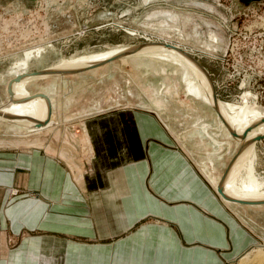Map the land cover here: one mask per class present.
Wrapping results in <instances>:
<instances>
[{"label": "crops", "instance_id": "crops-1", "mask_svg": "<svg viewBox=\"0 0 264 264\" xmlns=\"http://www.w3.org/2000/svg\"><path fill=\"white\" fill-rule=\"evenodd\" d=\"M157 113L122 107L41 140L0 138V264H231L256 247Z\"/></svg>", "mask_w": 264, "mask_h": 264}, {"label": "rangeland", "instance_id": "rangeland-1", "mask_svg": "<svg viewBox=\"0 0 264 264\" xmlns=\"http://www.w3.org/2000/svg\"><path fill=\"white\" fill-rule=\"evenodd\" d=\"M247 8L240 7L239 0H0V105L11 100L9 85L13 90L17 82L14 87L11 83L20 75L40 73L63 58L113 46L168 42L187 47L209 70L220 100L241 102L245 92H254L256 105L263 107L259 110L264 114V54L256 52L261 48L264 52V26L258 24L264 25V1ZM169 21L180 25L181 32L170 31ZM210 32L218 38L213 52L196 43L192 35L198 34L203 43L213 42ZM38 48H43L41 56L33 58L25 70L17 71L16 62ZM161 66L174 73L159 74L156 70ZM60 76L28 83L33 110L23 120L40 118L43 111L59 124L36 131L37 126L25 129L13 117H0V138L25 143L53 128L80 126L81 118L101 111L147 108L163 115L177 142L191 151L211 184L212 179L225 176L250 131L242 119L224 118L230 125L223 122L216 110L186 93L180 68L150 56L118 58ZM23 134L29 137L22 139ZM256 149L257 173L264 178V138ZM229 205L260 236L256 247L231 264H264V205L252 207L239 200L229 201ZM258 252L262 258L256 257Z\"/></svg>", "mask_w": 264, "mask_h": 264}, {"label": "bare ground", "instance_id": "bare-ground-1", "mask_svg": "<svg viewBox=\"0 0 264 264\" xmlns=\"http://www.w3.org/2000/svg\"><path fill=\"white\" fill-rule=\"evenodd\" d=\"M253 4V3H252ZM248 7L247 9H249ZM262 19V18H261ZM169 27L170 31H180L181 26L171 23V21L166 23ZM164 25V24H163ZM166 28V27H165ZM159 29V28H158ZM178 32V33H180ZM167 35V38H172V36ZM182 36V34L180 33ZM193 40L199 45L204 44L207 48L206 50L215 51L217 47L215 42L217 43L218 38L217 35L213 32L209 34V41H205L203 43L199 38V35L194 33ZM188 36V35H187ZM190 37V36H189ZM188 37V38H189ZM182 38V37H181ZM168 41V39L166 40ZM192 46L197 47L192 44ZM198 45V44H197ZM204 46V47H205ZM200 48V47H198ZM182 49L183 51H181ZM131 51L126 54V52ZM43 52V48H38L35 50H31L26 53L25 58L21 61L16 62L15 68L17 71L25 70L28 68L30 61L32 59L40 57ZM191 53L185 46H178L172 43H159L152 42L148 45L143 46H131V45H120L113 46L101 51L91 52L81 56H73L70 59L63 58L61 62L56 63L55 66L51 68L45 69L40 73H33L29 75H20L17 79L12 81V87L16 86L12 90V98L9 103H5V105H0V117L6 118L13 117V120L16 121L19 125L23 126L25 129H28L32 126H37L36 131L43 129L44 126H50L51 122L55 123V120H52L51 117H47L44 115L43 111L40 114V118H34L31 116L30 119L27 118V121H23L26 119L29 113L33 110L32 98L33 96L29 93L27 85L29 82L37 80L41 77L47 76H60V75H69L74 73H69V71L82 69L88 70L91 68H95L106 63L112 62L115 57L122 55L119 58H138L140 57H152V59L156 61L168 63V66L173 65L174 67L180 68L182 70V79L186 83V93L195 96L197 99L203 100L207 105L212 107L214 110L218 109V115L222 119V121L228 123L230 125L229 120H223L224 118H233V119H242L245 126H250V131L245 140L244 146L241 148L240 152L233 159L227 173L221 180V182L217 183V179H212L211 185H214L218 189V194L221 197L229 201L239 200L241 204H245L248 206H263L264 205V178L259 176L257 173V163H258V153H257V143L261 140V136L264 135V114L261 113L259 109L263 110V107L256 105L257 96L256 94L245 92L242 95L241 102H232L227 103L223 102L219 98L217 100L214 99L213 95V85L209 80L205 71L197 65L192 59H190L187 54ZM115 58V59H113ZM207 69V68H206ZM208 70V69H207ZM159 74L168 75L169 73H174V70H169L166 66H161L156 70ZM68 72V73H67ZM80 72V71H79ZM209 72V70H208ZM78 73V72H76ZM61 77V76H60ZM216 107V108H215ZM50 113V112H49ZM46 112L49 116L50 114ZM160 117L162 124L165 128L169 129V124L167 125L166 119H164L163 115L157 113ZM7 116V117H6ZM36 116V115H35ZM12 119V118H10ZM240 121V120H239ZM24 124V125H23ZM228 127V126H227ZM231 129L237 135V131L231 127ZM170 130V129H169ZM15 133V132H14ZM31 133V132H30ZM26 134V133H25ZM39 134V133H38ZM12 135V134H11ZM17 135V134H16ZM20 135V134H19ZM24 135V134H23ZM21 135L22 139L28 138L29 136ZM30 135V134H29ZM23 136V137H22ZM13 138V137H12ZM212 170H214V164L212 163ZM216 175V174H215ZM264 176V175H263ZM217 185H216V184ZM219 186L222 188V192L219 191ZM256 194V195H255ZM238 196L237 198H233ZM257 203H261L256 205ZM247 257V256H246ZM257 258H262L263 255L258 252ZM248 260V259H247Z\"/></svg>", "mask_w": 264, "mask_h": 264}, {"label": "water", "instance_id": "water-1", "mask_svg": "<svg viewBox=\"0 0 264 264\" xmlns=\"http://www.w3.org/2000/svg\"><path fill=\"white\" fill-rule=\"evenodd\" d=\"M257 1H263V0H239V3H240V7H248V6H250L252 3H254V2H257ZM181 51H183L182 49H180ZM131 51H128V52H126L125 53V55L126 54H128V53H130ZM184 52V51H183ZM186 54H187V56L190 58V59H192L194 62H196L197 63V65H199V67H201L204 71H205V73L207 74V76H208V78H209V80L211 81V83H212V85H213V95H214V99L215 100H217V98H218V96H217V90H216V87H215V84H214V82H213V79H212V77H211V75H210V73L208 72V70L206 69V67L197 59V58H195L194 56H192V55H190L189 53H187V52H185ZM122 55H119L118 57H115V58H119V57H121ZM115 58H113V59H115ZM79 71H82V69H75V70H73V71H69V73H76V72H79ZM68 73V72H67ZM9 92L11 93V95H12V90H11V87H10V85H9ZM216 108V107H215ZM216 110L218 111V109L216 108ZM231 132L234 134V135H236L235 134V132L231 129ZM261 138L263 139L264 138V135L263 136H261ZM227 173V172H226ZM222 187L221 186H219V191L220 192H222V189H221Z\"/></svg>", "mask_w": 264, "mask_h": 264}, {"label": "built area", "instance_id": "built-area-1", "mask_svg": "<svg viewBox=\"0 0 264 264\" xmlns=\"http://www.w3.org/2000/svg\"><path fill=\"white\" fill-rule=\"evenodd\" d=\"M263 1H264V0H263ZM250 6H251V5H250ZM250 6H248V7H250ZM254 23H255V22H254ZM254 23H253V24H254ZM253 24H252V25H253ZM258 24H259V26H264V25L260 24V22H258ZM252 25H251V27H252ZM256 52H258L259 55H263V54H264L262 48H261V49H258Z\"/></svg>", "mask_w": 264, "mask_h": 264}, {"label": "flooded vegetation", "instance_id": "flooded-vegetation-1", "mask_svg": "<svg viewBox=\"0 0 264 264\" xmlns=\"http://www.w3.org/2000/svg\"><path fill=\"white\" fill-rule=\"evenodd\" d=\"M220 39H221V37H220Z\"/></svg>", "mask_w": 264, "mask_h": 264}]
</instances>
